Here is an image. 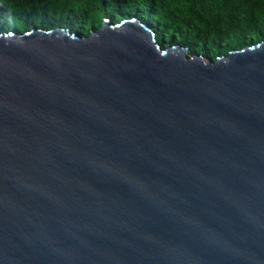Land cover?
<instances>
[{
  "label": "water",
  "instance_id": "95a60500",
  "mask_svg": "<svg viewBox=\"0 0 264 264\" xmlns=\"http://www.w3.org/2000/svg\"><path fill=\"white\" fill-rule=\"evenodd\" d=\"M0 264H264V41L0 33Z\"/></svg>",
  "mask_w": 264,
  "mask_h": 264
},
{
  "label": "trees",
  "instance_id": "16d2710c",
  "mask_svg": "<svg viewBox=\"0 0 264 264\" xmlns=\"http://www.w3.org/2000/svg\"><path fill=\"white\" fill-rule=\"evenodd\" d=\"M147 24L159 45L218 57L264 41V0H0V33L67 29L89 37L105 21Z\"/></svg>",
  "mask_w": 264,
  "mask_h": 264
},
{
  "label": "clouds",
  "instance_id": "9594fccd",
  "mask_svg": "<svg viewBox=\"0 0 264 264\" xmlns=\"http://www.w3.org/2000/svg\"><path fill=\"white\" fill-rule=\"evenodd\" d=\"M152 31V30H151Z\"/></svg>",
  "mask_w": 264,
  "mask_h": 264
}]
</instances>
